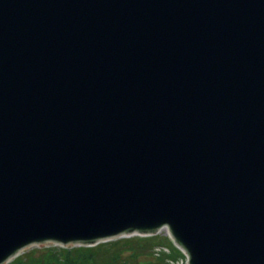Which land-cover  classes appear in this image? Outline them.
<instances>
[{"label": "water", "instance_id": "obj_1", "mask_svg": "<svg viewBox=\"0 0 264 264\" xmlns=\"http://www.w3.org/2000/svg\"><path fill=\"white\" fill-rule=\"evenodd\" d=\"M164 228L264 264V0H0V264Z\"/></svg>", "mask_w": 264, "mask_h": 264}, {"label": "trees", "instance_id": "obj_2", "mask_svg": "<svg viewBox=\"0 0 264 264\" xmlns=\"http://www.w3.org/2000/svg\"><path fill=\"white\" fill-rule=\"evenodd\" d=\"M172 246L170 255L156 256V246ZM169 236L132 235L87 247H32L7 264H165L167 258L180 257Z\"/></svg>", "mask_w": 264, "mask_h": 264}, {"label": "built area", "instance_id": "obj_3", "mask_svg": "<svg viewBox=\"0 0 264 264\" xmlns=\"http://www.w3.org/2000/svg\"><path fill=\"white\" fill-rule=\"evenodd\" d=\"M164 230L166 231L167 233V236H169V232L167 230V228H164ZM162 230V231H164ZM170 237V236H169ZM176 246V248L180 251V257L176 258V260H173L172 258H167L166 260V263L165 264H188V255L187 253H185L181 247L177 246V245H174ZM154 253L156 256H162V255H170L172 253V246H169V245H164V246H161V245H158L156 246V248H154Z\"/></svg>", "mask_w": 264, "mask_h": 264}, {"label": "rangeland", "instance_id": "obj_4", "mask_svg": "<svg viewBox=\"0 0 264 264\" xmlns=\"http://www.w3.org/2000/svg\"><path fill=\"white\" fill-rule=\"evenodd\" d=\"M159 234H160V236H167V233H166V231L164 230V231H161V232H159ZM49 245H53L52 243H50ZM49 245H47L46 247H49ZM32 248V247H31ZM29 249V248H28ZM26 251H28V250H26Z\"/></svg>", "mask_w": 264, "mask_h": 264}]
</instances>
